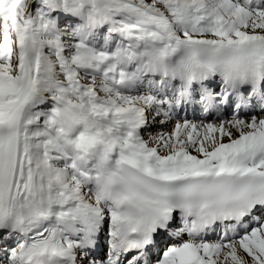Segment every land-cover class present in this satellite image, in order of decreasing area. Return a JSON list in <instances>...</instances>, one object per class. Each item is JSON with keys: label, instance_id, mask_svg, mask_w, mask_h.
<instances>
[{"label": "snow or ice", "instance_id": "6c2138e0", "mask_svg": "<svg viewBox=\"0 0 264 264\" xmlns=\"http://www.w3.org/2000/svg\"><path fill=\"white\" fill-rule=\"evenodd\" d=\"M0 264H264V0H0Z\"/></svg>", "mask_w": 264, "mask_h": 264}]
</instances>
